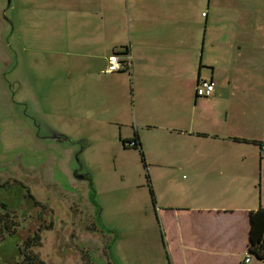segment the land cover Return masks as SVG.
<instances>
[{
	"label": "rangeland",
	"instance_id": "rangeland-1",
	"mask_svg": "<svg viewBox=\"0 0 264 264\" xmlns=\"http://www.w3.org/2000/svg\"><path fill=\"white\" fill-rule=\"evenodd\" d=\"M241 1L215 0L211 8L207 0L114 1L102 18L118 29L108 43L95 45L91 23L98 24L101 13L94 12V0H87L77 18L89 27L59 39L63 0H0V184L9 181L6 188L0 187V195L24 184L44 205L31 202L26 212V189L14 192L15 209L0 218V264H6L2 254L19 241L23 244L19 235L25 237L29 228L49 222L53 226L44 225L41 242L30 248L43 264H133L143 261L144 255L136 252L144 246L164 247L148 228L155 218L142 209L150 194L140 151L118 148L121 134H131L132 125L129 119H111L122 99L112 98L110 92L102 95L111 80L96 77L106 65L101 58L124 42L133 43L137 53L143 48L140 43L148 40L154 61L147 68L165 69L164 56L172 54L183 57V68L191 67L185 55L206 62L212 45L228 38L232 19L236 21L233 8ZM75 35L83 42L72 43ZM69 48L95 49L96 58L88 65L92 76L82 71L85 58L68 57ZM79 61L84 62L80 67ZM201 72H206L205 66ZM103 97L105 108L98 104ZM62 134L68 137L60 139ZM146 161L152 185L160 183L161 167ZM78 174L90 175L92 183L77 179ZM14 230L17 236L2 240ZM144 261L149 264L152 258Z\"/></svg>",
	"mask_w": 264,
	"mask_h": 264
},
{
	"label": "crops",
	"instance_id": "crops-1",
	"mask_svg": "<svg viewBox=\"0 0 264 264\" xmlns=\"http://www.w3.org/2000/svg\"><path fill=\"white\" fill-rule=\"evenodd\" d=\"M94 1V12L101 14L98 24L91 23L90 34L95 45H101L118 29L106 25L102 13L111 11L113 2L119 0ZM207 2L208 8L215 7V0ZM63 3L57 19L63 29L56 32V39L73 37L89 27L77 20L87 0ZM233 9L236 21L232 19L235 24L226 43L216 47L214 43L206 62L185 55L191 67L183 68V57L172 54L164 56L165 69L147 68L154 61L148 40L140 43L143 48L137 53L133 43L124 42L98 57L106 65L96 77L111 80L102 88V95L110 92L112 98L122 99L111 119L117 123L131 120L132 132L121 134L118 148L129 149L123 140L140 141L151 165L161 167L160 183L153 184L156 205L149 198L142 209L155 218L156 224L150 222L148 228L164 247L144 246L136 252V256L144 255L143 261L137 259L133 264H146L147 256L152 258L149 264H261L249 252L248 243L252 214L264 209V0H250L249 4L243 0ZM210 20L208 17V23ZM47 34L53 38L51 31ZM75 36L72 43L83 42L81 36ZM229 38L236 46L229 45ZM122 47L129 48V73H105L109 57L120 54ZM68 53L69 58H85L87 67L82 71L93 75L88 65L96 58L95 49L69 48ZM83 63L79 61L78 66ZM70 73L72 77L73 70ZM76 73L83 76L79 70ZM202 79L215 83L211 96L197 94ZM105 98L98 103L101 108L108 105Z\"/></svg>",
	"mask_w": 264,
	"mask_h": 264
},
{
	"label": "trees",
	"instance_id": "trees-1",
	"mask_svg": "<svg viewBox=\"0 0 264 264\" xmlns=\"http://www.w3.org/2000/svg\"><path fill=\"white\" fill-rule=\"evenodd\" d=\"M128 49H129L128 47H122L121 48L122 52L120 53V55L128 54L129 53ZM115 53H117V52H115ZM128 69H131V67L120 70L118 72H126V71H129ZM112 73H116V72H112ZM112 73H107V74H112ZM61 136L66 137L64 135H61ZM58 137L61 139L60 136H58ZM235 139L237 140L238 138H235ZM243 141H245V140H243ZM132 142L123 140V144L126 147L135 148V149H138L140 151L141 159L143 161L144 168L146 169V175H147V179H148L147 185L149 188L151 202H152V205L155 206L156 205L155 193H154L153 185L150 181V177L148 174V166L149 165L147 164L146 157H145V154H144L143 149L141 147L140 141L138 143H136L134 141H132ZM85 176H86V174H85ZM86 179H89V178L87 177ZM8 182L9 181H6V182L0 184V187L6 188ZM89 183H92L91 179H90ZM21 186H22V188L26 189V191H25L26 194H24V198L27 201L25 208L28 209V210H26V212L30 210V208H31L30 205H32V204L34 206L44 207V205L41 204V202L38 201L35 198V196L32 195L30 189L28 187H26L24 184H21L19 186L18 185H16V186L12 185V187L10 188V191L8 193H7V189H6V194L0 195V218H2V216H4V214L8 215L10 210L15 209L14 204L12 203L14 201V199H13V196L15 194L14 192L15 191L19 192L20 189H22ZM14 189H16V190H14ZM89 194L92 197V193H89ZM6 199H8L9 201ZM31 202H32V204H31ZM17 205H20V203H17ZM41 212H42V210H41ZM43 221H45V220H43ZM0 222H1L0 224L3 223L2 219H0ZM44 225L46 228H51L53 226V222H49L48 224L41 223V224H39L38 227L36 226V228H32V229L29 228V232H32V231L33 232L31 234H27V236H25V237H20V235L18 234L19 239L22 238L21 242H23V244L21 245L19 243L20 241L17 242L16 245L14 246L13 250L10 251V253H8L9 252L8 251V252H5L4 254L1 255V259L3 258V260L6 262V264H43L44 261L40 260L38 257H35L34 254L30 253V248L33 245H36L39 242H41L40 231ZM6 229H8V227ZM4 234H5V232H4ZM8 235L2 240L5 241L10 237L14 238L13 236H17L15 230L13 232L8 233ZM248 249L252 255H254L256 258H258L261 261V264H264V209H260V210H258L252 214ZM5 255H7V257L4 258L3 256H5ZM26 258L28 260H25ZM167 258L169 260L168 255H167ZM27 261H30V262L28 263ZM169 263H170V260H169Z\"/></svg>",
	"mask_w": 264,
	"mask_h": 264
},
{
	"label": "built area",
	"instance_id": "built-area-1",
	"mask_svg": "<svg viewBox=\"0 0 264 264\" xmlns=\"http://www.w3.org/2000/svg\"><path fill=\"white\" fill-rule=\"evenodd\" d=\"M131 67V56L130 53L125 55H120L118 53H114L109 57V62L107 67L105 68V73L118 72L120 70ZM215 91V83L212 80L202 79L200 80L197 86V93L200 96H211ZM262 153L264 154V145H262ZM246 261H250V257L246 259Z\"/></svg>",
	"mask_w": 264,
	"mask_h": 264
},
{
	"label": "water",
	"instance_id": "water-1",
	"mask_svg": "<svg viewBox=\"0 0 264 264\" xmlns=\"http://www.w3.org/2000/svg\"><path fill=\"white\" fill-rule=\"evenodd\" d=\"M76 177H77V179H81V180H83V179H85V175H76Z\"/></svg>",
	"mask_w": 264,
	"mask_h": 264
},
{
	"label": "flooded vegetation",
	"instance_id": "flooded-vegetation-1",
	"mask_svg": "<svg viewBox=\"0 0 264 264\" xmlns=\"http://www.w3.org/2000/svg\"><path fill=\"white\" fill-rule=\"evenodd\" d=\"M37 217H39V216H37ZM39 220H42V218L41 217H39L38 218ZM41 224V223H40ZM39 226V225H38ZM43 228V227H42ZM29 230V229H28ZM33 232V231H32ZM32 232H30L29 234H31Z\"/></svg>",
	"mask_w": 264,
	"mask_h": 264
}]
</instances>
